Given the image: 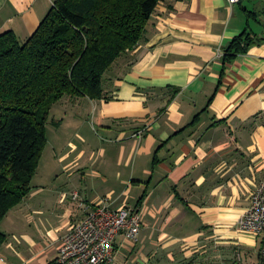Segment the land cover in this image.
<instances>
[{
	"label": "crops",
	"instance_id": "crops-1",
	"mask_svg": "<svg viewBox=\"0 0 264 264\" xmlns=\"http://www.w3.org/2000/svg\"><path fill=\"white\" fill-rule=\"evenodd\" d=\"M54 1L0 0V35L26 41ZM244 31L255 42L224 65ZM104 90L52 110L48 162L0 224V264H55L82 204L103 201L143 218L111 264H262L264 237L239 222L264 182V0H163Z\"/></svg>",
	"mask_w": 264,
	"mask_h": 264
},
{
	"label": "trees",
	"instance_id": "trees-1",
	"mask_svg": "<svg viewBox=\"0 0 264 264\" xmlns=\"http://www.w3.org/2000/svg\"><path fill=\"white\" fill-rule=\"evenodd\" d=\"M162 1L55 0L26 41L0 35V224L32 191L53 107L65 97L106 99V73L144 40ZM254 42L244 31L223 64ZM6 240L0 231V250Z\"/></svg>",
	"mask_w": 264,
	"mask_h": 264
},
{
	"label": "built area",
	"instance_id": "built-area-1",
	"mask_svg": "<svg viewBox=\"0 0 264 264\" xmlns=\"http://www.w3.org/2000/svg\"><path fill=\"white\" fill-rule=\"evenodd\" d=\"M227 2L234 6L242 0ZM139 136L142 137L141 132ZM74 198H78L77 193ZM82 206L87 215L64 237L55 264H111L120 235L133 243L139 241L143 219L139 210L126 207L113 210L107 201L96 207ZM239 229L242 234L256 239L264 237V182L254 191L251 206L243 214ZM261 255L264 264V245Z\"/></svg>",
	"mask_w": 264,
	"mask_h": 264
},
{
	"label": "rangeland",
	"instance_id": "rangeland-1",
	"mask_svg": "<svg viewBox=\"0 0 264 264\" xmlns=\"http://www.w3.org/2000/svg\"><path fill=\"white\" fill-rule=\"evenodd\" d=\"M65 102H66L65 100L64 101L61 100L59 103H57L53 107V109L55 107H57L58 105H61V106L65 105ZM56 113H57V111H54L53 113H51L49 123L47 124V138H48V136H49V138L52 137V133L54 131L53 123H58L60 121L61 116H62L61 113H57V115H56ZM41 162H42L43 166H45L46 163L48 162V147L46 148V150H45V152L43 154V157H42V159L40 161V164H41Z\"/></svg>",
	"mask_w": 264,
	"mask_h": 264
}]
</instances>
